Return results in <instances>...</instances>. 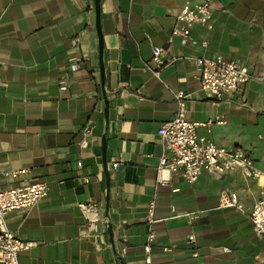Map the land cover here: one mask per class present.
I'll use <instances>...</instances> for the list:
<instances>
[{"label":"crops","instance_id":"crops-1","mask_svg":"<svg viewBox=\"0 0 264 264\" xmlns=\"http://www.w3.org/2000/svg\"><path fill=\"white\" fill-rule=\"evenodd\" d=\"M201 1L100 0V52L94 0H0V167L27 169L2 173L1 187H49L5 215L16 236L37 242L20 264H146L152 198V264H264V236L247 215L264 177L203 172L188 182L176 171L156 180L160 128L176 113V91L187 95L190 120L211 121L199 134L243 149L264 170V0H210L209 21L186 40L171 37L181 6ZM154 45L177 57L159 78L148 68ZM213 55L241 61L255 77L214 99L194 62ZM230 191L242 209L220 205Z\"/></svg>","mask_w":264,"mask_h":264},{"label":"built area","instance_id":"built-area-1","mask_svg":"<svg viewBox=\"0 0 264 264\" xmlns=\"http://www.w3.org/2000/svg\"><path fill=\"white\" fill-rule=\"evenodd\" d=\"M211 13L210 0H202L194 5L188 2L184 3L176 14L179 24L173 28L171 37L180 36L186 40L190 36L191 27L195 23L209 21ZM203 45H206V41L203 42ZM163 52L161 46H152V64L148 65V68L152 69L158 78L162 68L177 60L175 56L164 58ZM194 62L199 72L200 87L216 100L222 99L226 93L236 91L246 81L255 77L241 61L225 59L221 55L197 57ZM60 89H66V85L61 84ZM186 99L187 95L182 91L175 92L176 113L170 121L164 123L160 128L162 153L157 166V183H167L171 173L176 171H181L188 182H194L203 172L220 175L239 170L246 177L257 179L264 177V170L256 168L250 155L243 149L216 144L207 136L199 134L197 128L208 125L211 121L204 123L190 120L186 114ZM218 122H223V120L219 119ZM89 131V127L84 129L85 133ZM118 167L119 162L114 161L113 168L118 169ZM26 171V168L9 171L0 167V175L4 173L16 177L19 173ZM48 190L47 183L43 181L9 186L8 188H2L0 182V264H20V252L37 244L36 241L23 240L16 236L7 227L5 215L10 211L25 209L34 205L47 195ZM220 205L224 207L235 206L242 209V204L234 191L223 193ZM79 207L86 213L92 209L86 203H79ZM155 208L156 201L155 198H152L147 205L146 215L147 232L144 245L146 264H152L151 251L156 236L153 225L157 220ZM247 215L252 222L253 229L264 236V189ZM89 227L94 228L92 221H90ZM188 240L194 242L195 236L193 234L188 235ZM167 249V247L163 248L165 251ZM222 250L224 252L231 251L228 246L222 247ZM196 254L194 252V255Z\"/></svg>","mask_w":264,"mask_h":264},{"label":"water","instance_id":"water-1","mask_svg":"<svg viewBox=\"0 0 264 264\" xmlns=\"http://www.w3.org/2000/svg\"><path fill=\"white\" fill-rule=\"evenodd\" d=\"M94 1H95V7H96V26H97V31H98V35H99V48H100V52H101L102 51V36H101L100 26H99V1L100 0H94ZM104 144H105V142L103 141V154H104V147H105ZM104 159H105V157H104Z\"/></svg>","mask_w":264,"mask_h":264}]
</instances>
